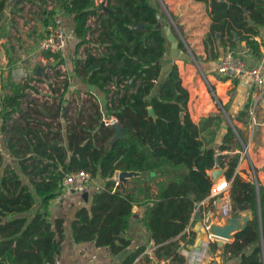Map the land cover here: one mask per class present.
<instances>
[{"label":"trees","instance_id":"trees-1","mask_svg":"<svg viewBox=\"0 0 264 264\" xmlns=\"http://www.w3.org/2000/svg\"><path fill=\"white\" fill-rule=\"evenodd\" d=\"M194 1L209 9L203 45L212 60L227 50L234 53L241 42L253 58L261 56L264 41L255 37L264 28V0ZM36 2L46 26L59 8L53 4L47 9L48 0ZM4 3L0 0V12ZM59 10L73 23L71 71L84 85L89 105L72 107L76 100L68 96V80L58 88L47 85L43 94L29 80L18 82L0 98V130L5 136L0 147V264H56L65 220L49 219L48 207L61 193L64 176L77 170L98 177L103 186L88 204L74 210L73 242H93L112 255L122 253L130 245L124 233L133 207L142 206L139 220L157 246L156 254L182 263L178 241L187 248L196 243V233L184 230L198 220L197 215L191 219L194 206L210 192L208 172L216 150L240 149L236 134L244 143L246 136L233 124L236 134L227 126L215 143L224 120L221 110L192 121L188 91L175 63L181 58L165 63L169 42L163 28L166 14L159 6L150 0H105L103 9L95 0H60ZM178 48L184 49L182 42ZM45 55L57 66L64 63L61 54ZM149 106L155 120L148 115ZM247 114L240 111L235 118L245 124ZM112 117L121 125L122 136L110 144L116 130L106 123ZM238 159L234 155L221 162L230 181L232 215L243 204L253 219L232 241L221 246L213 241L209 248L221 249L224 256L236 258V264H264V184L258 180L256 188L252 179L235 173ZM120 170L144 175L126 186L115 184ZM143 250L140 246L126 253L119 264H132Z\"/></svg>","mask_w":264,"mask_h":264},{"label":"crops","instance_id":"crops-1","mask_svg":"<svg viewBox=\"0 0 264 264\" xmlns=\"http://www.w3.org/2000/svg\"><path fill=\"white\" fill-rule=\"evenodd\" d=\"M37 0L30 2L27 0H22L16 6L14 4L13 10L10 12L11 16L6 18L7 15L0 12V98L6 93H10V88H5V84L7 83L8 78L11 76L8 71L9 67H12L14 64L13 61L19 57L22 59L25 65H28L29 58L24 57L21 49L23 46L27 47L31 45L32 41L29 38V33L31 30L34 35L41 37L43 26V18L39 14L38 7L32 9L31 12L27 13V6L35 5ZM164 3V8L166 12H171L173 15L178 17V20L181 24H185L187 27V32L189 35L188 40L190 43L196 42L198 44V53L205 52L203 41H201L202 36L207 32L209 24H210V16L208 7L202 2H196L194 0H162ZM52 2V0H51ZM53 4L57 7V5L52 2L50 5V1H48L47 9L52 8ZM25 6L23 9L22 7ZM38 6V5H37ZM58 8V7H57ZM60 9V7H59ZM57 9L56 14L59 16V19L62 21L64 27H69L70 31H72V20L70 17H66L60 10ZM13 17L14 20L11 19ZM33 26L29 28L28 21ZM27 24H26V23ZM12 23H15L17 28L13 26ZM17 29V30H16ZM260 34L256 36L255 39L258 42L264 41V28L260 27ZM6 30L13 32L12 37H10ZM30 30V31H29ZM16 31V33H15ZM71 39L70 43L68 41L65 52L62 56H68L69 58L73 52V44L74 37L72 33L70 34ZM34 37V36H33ZM36 37V41L38 39ZM36 46V44H35ZM238 46L242 49L243 57L246 60L248 65H253L256 61L255 58L251 56L249 51L245 47V43L241 42ZM264 46L260 47L262 51ZM196 51V52H197ZM204 54V53H203ZM32 56V53H29ZM31 59L33 57H30ZM71 59V58H70ZM67 60V59H66ZM204 61V62H202ZM201 61V65L203 71H200L199 74L194 73L198 66H186L184 67V62L182 60L176 59L175 63L178 66V70L181 76L182 85L188 91V103L187 109L189 111L190 117L194 123H198L199 120L213 113L216 109L214 105L207 99L208 91L211 92L213 99L218 101L219 109L226 115L227 119L231 121L233 124L237 125V127L241 130H246V121L245 124L241 121L236 120V116L240 111H246L250 105V97L254 91L261 92L260 98L258 101V107L256 109L255 120L258 123L259 129L255 128L253 133H248V167L250 170L255 169L257 167L263 166L264 164V86L256 87L252 84L249 76L241 77L240 79H230L225 75L220 74L217 71V60H207L203 57ZM69 62V61H68ZM197 62V61H196ZM197 68V69H195ZM200 68V66H199ZM28 73H30L31 69L29 65L26 67ZM198 71V70H197ZM194 83V84H193ZM46 92V91H45ZM42 93V92H41ZM69 96V94H68ZM72 98V97H71ZM100 101V100H99ZM101 104V102H100ZM225 105L226 109L223 108ZM102 106V104H101ZM247 117V116H246ZM231 119V120H230ZM0 127H1V118H0ZM224 127L226 129V125L222 124L221 128ZM221 130L218 131V135L216 138V144L220 143L224 133ZM4 133L0 130V147L4 148ZM5 160L12 161V158L8 153H5ZM251 160V161H250ZM262 168V167H261ZM117 174V173H116ZM115 174V176H116ZM243 171L241 175H243ZM263 174V173H262ZM261 177H263L261 175ZM98 178V177H96ZM91 181L89 185L85 188V190L81 193L62 190L61 193L54 199H52L49 203L48 213L49 219L53 220L56 217H62L65 220L64 223V239L61 243L59 255L56 260V264H119L122 257L130 252L135 250L140 246L145 247L151 241L149 239L148 233L142 225L139 218L141 217L144 207H133V216L131 218V222L129 228L124 233V236L130 240V245L127 249L122 251V253L118 255H112L107 248L97 247L93 242L86 243H75L71 238V230H70V221L72 219V215L74 210L78 206H84L90 202L91 194L99 189V185L102 183H96V180ZM259 179V178H258ZM260 180V179H259ZM261 181V180H260ZM194 222L191 227L196 233V243L199 240L205 241L207 240L206 234L201 230V221L200 218ZM194 245V249L196 246ZM197 250V249H196ZM200 251V256L202 257L201 264H236V258H229L223 255L221 249H217L215 251H209V253L205 248L200 247L198 249ZM141 262V261H140ZM140 262L132 264H138Z\"/></svg>","mask_w":264,"mask_h":264},{"label":"built area","instance_id":"built-area-1","mask_svg":"<svg viewBox=\"0 0 264 264\" xmlns=\"http://www.w3.org/2000/svg\"><path fill=\"white\" fill-rule=\"evenodd\" d=\"M95 2L96 4L103 3L105 5V1L103 0H95ZM70 39V34L68 33L66 27H64L62 21L59 19V16L56 14L54 19L44 26L42 30V36L37 39L36 48L40 51H47L54 54H63ZM261 53V56L256 59L253 65H248L243 57H239L232 51L227 50L217 60V71L230 79H240L241 77L249 76L254 86L262 87L264 86V49L261 51ZM50 59L53 60L52 57H50ZM27 73V70H25L21 64L17 63L16 68L12 71V77L15 81H24L27 79ZM30 84L33 85L31 82ZM260 94V90L254 91L250 97V105L247 110V123L250 133H253L257 124L255 120V114L258 107ZM82 96H84V94H82ZM78 98L82 99L83 97ZM72 99L74 98H71L70 96V100ZM113 122H115V119L112 117L108 119L106 124L112 125ZM237 152L240 153V158L238 159L235 173L241 175L242 171L240 170V166L245 158L244 156L248 155V143H244L242 145L241 151ZM114 179L115 184H118L119 182L117 181L116 176ZM251 179L257 188L259 179L253 168L251 170ZM92 180L93 178L89 172L85 170H77L64 176L62 180V190L81 193L85 190L89 183H91ZM260 182L263 183L262 181ZM229 186L230 181L227 180L225 176L219 178L216 182H212L209 194L203 200L195 204L192 212L191 219H193L196 215L197 217L200 215L201 230H203L207 236V240L203 241L199 248L203 247L208 252L210 251L209 243L216 240L215 237L208 233L210 223L214 219L221 220L224 217L232 215ZM207 206L210 208L204 209ZM184 232H189V225L186 227ZM178 242V251L184 257V262L182 263L174 262L168 257H159L156 254L157 246L152 240L145 247L142 253L135 259V263L141 261L138 264H201L202 257L200 256V251H198V249H194V246L192 248H187L184 244V241L182 240H179Z\"/></svg>","mask_w":264,"mask_h":264},{"label":"rangeland","instance_id":"rangeland-1","mask_svg":"<svg viewBox=\"0 0 264 264\" xmlns=\"http://www.w3.org/2000/svg\"><path fill=\"white\" fill-rule=\"evenodd\" d=\"M48 1H50V5H51V3H52L51 0H48ZM103 1H105V0H103ZM150 1H151L152 4H155L156 6H159L160 11L161 12H164L166 14L164 20H166L169 23V28H170L171 34L175 37V39L178 42H182L183 43V48L184 49H179L178 48L177 58L178 57L181 58L179 60H182L184 62L183 63L184 64V67H186V66L196 67V66L199 65L200 68H199V66H198V69L195 68L198 71L196 70L194 72L196 74H199L200 71H203V68H201L202 67L201 61H202L203 57H205V59H207V60H210L211 59L210 58V55H211L210 54V49H209L208 52H206V51L203 52L204 54L203 53H198V51H197L198 50V48H197L198 44L196 42L190 43L189 40H188V37H189L190 34H188V32H187V29H186L187 27L185 26V24H181L179 22V20H178V17L175 16V15H173L171 12H166V10L164 8V3H163L162 0H150ZM47 5H48V3H47ZM36 7H38L37 4H35V5L32 4L31 6H27V13L31 12V10L32 9H35ZM22 8L24 9L25 6H23ZM38 11H39V9H38ZM8 16L10 17L11 14L10 15H7L6 18ZM160 17H161V15H160ZM11 19L15 21V19H13V17H11ZM164 20H163V28H164ZM28 25H29V28H31L33 26L32 24L29 23V21H28ZM66 29H67V31H68L69 34L72 33V31H70V28L69 27H66ZM6 33L10 37H12V33L13 32H11L9 30L8 31L6 30ZM15 33H16V31H15ZM28 33H29L28 34L29 35V38L32 41L31 45H29L27 47H24L23 46L21 49H19L24 54L23 55V59H24V57H27V56H28L27 58L30 59L27 64L29 65L31 71H30V73H27V79L26 80H29L33 84V86L36 89H38L40 92H42V93H44L46 91V87H47L46 85L51 84L54 88H58V87H62L63 86V82L62 81L66 82L68 80L69 81V86H68V89H67V93L69 94V97L71 96L72 98H74L77 101V102H74V106H72V107H79V106H82V105L84 107H86L87 105H89V100H88L89 97L88 96L87 97L82 96L83 90L85 89L84 85H82V83L79 80H77L72 75V71H71V59L68 56H62V54H61V56L64 59V63L63 64H59L57 66L56 61H53L50 58H47L46 57L45 51H40V50H38L36 48V46H35V44L37 43L36 37L38 38V36L34 35L35 32H33L31 30ZM204 35L202 36L201 41H203ZM169 45H170V43H169ZM169 45H168V47H169ZM242 49H244V48H240V46H238L234 50V54L237 55V56H239V57H243V54L244 53L242 52ZM211 51L215 52L216 49L213 48ZM29 53H32V56H30ZM223 53L224 52H221L219 54V57ZM30 57H33V58L31 59ZM218 58H217V60H218ZM202 62H204V61H202ZM13 63L14 64L12 65V67H9L8 68V71H9L10 74L16 68V64L17 63L21 64L24 67L25 70H26V67L28 66V65H25L24 62L22 61V59L19 58V57H17L13 61ZM38 66H40V69H39L40 74H36V69H37ZM38 79H41V80H38ZM26 80H24V81H15L14 78L10 76L8 78V80H7V83L5 84V88L7 87V88H10V90H11L13 84H16L18 82H20L22 84V83H25ZM208 93L209 94L207 96V99H209V101L214 105V107H216V109L213 110L214 111L213 113H217V111L220 110L219 109V103H218V101H216L215 99H213L210 91H208ZM98 96H99V100H100L102 106L104 107L105 106V99L102 97L101 94H99ZM32 97L33 96H29L28 98L31 99ZM78 97H81V98L83 97V99L82 100H79V99H77ZM223 118H224V120H223L222 124H225L226 127L227 126L228 127L230 126L231 128H233V131L236 134V130L233 127V123L227 119V117H226V115L224 113H223L222 119ZM224 129L225 128L222 127L220 129L221 132L224 131ZM246 129H247V131L246 130H242V131L245 134L246 139L248 141V135L247 134L248 133L250 134V130L248 128L247 121H246ZM235 141L239 145V148L240 149H238V147H236V149H234L232 151L231 150L230 151H226V150L225 151H218V150H216V152L229 153L232 156L238 155V157L240 158V153H238L237 151H241V148H242V145L244 144V142L241 141V139L239 138V136L237 134H236ZM247 141L245 143H247ZM244 157H243L244 160L242 161L241 166H240V170L243 171V173H244L242 175V177L244 179H246V178L251 179V170L248 167L249 153H248V155H245ZM10 162H11V160H10ZM263 167H264V164H263V166H260V167L255 168L254 171L256 172L257 177L264 183ZM261 175L263 177H261ZM94 180H96V183H98V184L100 183V179L99 178H95ZM99 189H101V184L99 185ZM209 253H211V252H209Z\"/></svg>","mask_w":264,"mask_h":264},{"label":"water","instance_id":"water-1","mask_svg":"<svg viewBox=\"0 0 264 264\" xmlns=\"http://www.w3.org/2000/svg\"><path fill=\"white\" fill-rule=\"evenodd\" d=\"M17 0H5L4 8L2 10L3 14L10 15V12L13 10V6L16 3ZM54 3L57 5V7H60V0H53ZM103 9H105V5L101 4ZM245 11V9H244ZM160 15H157V19H160ZM139 27L141 25H138ZM164 31L167 40L169 41L170 45L166 50V55L168 56L165 59L166 64H170L171 61L175 58H177L178 55V41L175 39V37L171 34L169 23L164 20ZM218 35V34H217ZM40 66L36 69V74H40L39 72ZM147 112L149 117H151L153 120L157 118L156 113L154 112V109L149 106L147 107ZM184 113H180V117H183ZM112 126L115 128L116 133L112 137L110 144L115 142L117 139H119L122 136V127L121 125L115 121L113 122ZM259 124H256V129H259ZM232 155L229 153H221L216 152L214 155V164L212 169L209 171V178L212 182H216L218 178H221L225 175L227 171V167L221 166V162L224 161L227 158H230ZM151 175H154V172L150 173ZM144 175V172L140 171H124L120 170L116 174V179L118 182L122 183L124 186L127 185V183L134 177H140ZM239 210L236 215H231L224 217L221 220L214 219L209 226L208 233L216 238L217 245L221 246L223 243L227 241H232L234 238V234L242 231L245 229L247 223L253 219V215L251 210L248 208L247 205H239ZM200 218V215H198ZM202 240H199L197 242L196 249H199V246L201 245Z\"/></svg>","mask_w":264,"mask_h":264}]
</instances>
